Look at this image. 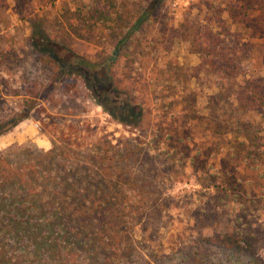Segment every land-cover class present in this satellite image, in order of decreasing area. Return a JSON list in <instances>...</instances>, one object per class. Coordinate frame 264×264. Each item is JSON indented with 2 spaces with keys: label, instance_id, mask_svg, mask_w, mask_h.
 <instances>
[{
  "label": "rangeland",
  "instance_id": "rangeland-1",
  "mask_svg": "<svg viewBox=\"0 0 264 264\" xmlns=\"http://www.w3.org/2000/svg\"><path fill=\"white\" fill-rule=\"evenodd\" d=\"M110 1L122 17L111 32L86 21L104 0H0V153L106 190L93 149L119 148L130 183L83 223L88 239L102 223L105 238L119 231L96 264H264L263 112L241 111L235 79L177 39L188 18L195 41L206 34L209 14L214 58L251 79L264 0Z\"/></svg>",
  "mask_w": 264,
  "mask_h": 264
},
{
  "label": "trees",
  "instance_id": "trees-1",
  "mask_svg": "<svg viewBox=\"0 0 264 264\" xmlns=\"http://www.w3.org/2000/svg\"><path fill=\"white\" fill-rule=\"evenodd\" d=\"M106 1L92 6L86 21L111 32L115 26L121 24L122 17L115 10L116 4L112 1L106 4ZM261 9L259 24L264 25V5ZM145 15L144 10L142 17ZM204 16L211 24V28L206 26V34H199L195 41L193 33L199 32V26L194 25V21L188 18L177 39L188 41L197 53L202 51L207 63L220 74L228 72L230 79L236 81L233 84V93L240 110L262 111L264 119V80L255 78V74L264 69V46H256L248 55L251 60L248 67L253 78L237 80V74L240 73L236 74V69L242 63L236 62L234 66V62L229 60L217 62L214 56L220 53L222 46L213 34L216 24L209 14L205 13ZM242 82H245L246 88L241 86ZM120 152L118 147L108 141L93 149L96 162L101 163V172L105 177L109 176L106 190L103 186L96 185L94 179L93 184L83 190L82 183L70 184L69 174L66 175L65 170L52 175L49 168H41L43 163L16 167L0 153V264H96L94 255L100 249L113 250L119 231L112 232V240L104 237L110 232L109 229L105 230V223L99 228L96 227L92 232L94 236L89 239L82 236V231L88 227H84L86 221L98 217L111 205L120 202V185L130 183L129 175L121 170L122 165L117 159ZM121 156L124 157V154ZM40 157L55 159L56 154L52 150ZM75 196L79 199L78 202L73 199ZM86 241L91 243L89 248ZM207 242L209 246L213 244L211 239H207ZM91 253L94 255L91 256ZM205 259L206 262L210 259V253L205 255Z\"/></svg>",
  "mask_w": 264,
  "mask_h": 264
}]
</instances>
